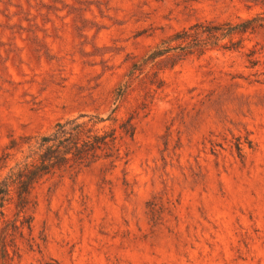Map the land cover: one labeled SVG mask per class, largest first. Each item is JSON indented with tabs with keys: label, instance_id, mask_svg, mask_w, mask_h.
Here are the masks:
<instances>
[{
	"label": "rangeland",
	"instance_id": "rangeland-1",
	"mask_svg": "<svg viewBox=\"0 0 264 264\" xmlns=\"http://www.w3.org/2000/svg\"><path fill=\"white\" fill-rule=\"evenodd\" d=\"M80 115L134 135L37 183L0 264H264V0H0V179Z\"/></svg>",
	"mask_w": 264,
	"mask_h": 264
},
{
	"label": "trees",
	"instance_id": "trees-1",
	"mask_svg": "<svg viewBox=\"0 0 264 264\" xmlns=\"http://www.w3.org/2000/svg\"><path fill=\"white\" fill-rule=\"evenodd\" d=\"M83 117L80 115L59 121L49 134L36 137L33 143L30 140L23 159L10 167L0 179V246L5 257H9V252L2 236L14 240L17 236L23 237L25 230L30 234L32 217L27 213L29 194L37 183L99 158L114 164L120 158V139L134 135L135 127L130 118L117 127L101 130L96 126L103 121L102 118L92 116L81 120ZM6 203L14 204L12 218H7L3 211ZM13 245L17 251L18 247Z\"/></svg>",
	"mask_w": 264,
	"mask_h": 264
}]
</instances>
